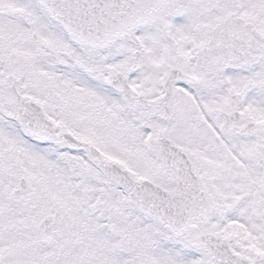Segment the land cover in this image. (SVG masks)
<instances>
[{
	"label": "snow or ice",
	"instance_id": "6c2138e0",
	"mask_svg": "<svg viewBox=\"0 0 264 264\" xmlns=\"http://www.w3.org/2000/svg\"><path fill=\"white\" fill-rule=\"evenodd\" d=\"M0 264H264V0H0Z\"/></svg>",
	"mask_w": 264,
	"mask_h": 264
}]
</instances>
